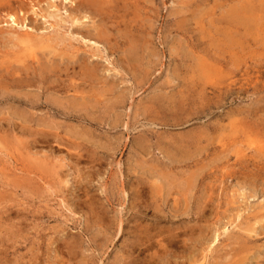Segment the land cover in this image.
<instances>
[{
	"label": "rangeland",
	"instance_id": "obj_1",
	"mask_svg": "<svg viewBox=\"0 0 264 264\" xmlns=\"http://www.w3.org/2000/svg\"><path fill=\"white\" fill-rule=\"evenodd\" d=\"M201 263L264 264V0H0V264Z\"/></svg>",
	"mask_w": 264,
	"mask_h": 264
},
{
	"label": "bare ground",
	"instance_id": "obj_2",
	"mask_svg": "<svg viewBox=\"0 0 264 264\" xmlns=\"http://www.w3.org/2000/svg\"><path fill=\"white\" fill-rule=\"evenodd\" d=\"M86 5V4H85ZM56 6V5H55ZM87 6V5H86ZM13 18V17H12ZM74 80V79H73ZM63 84V83H62ZM57 87V86H56ZM77 115H79V114H77ZM73 116V115H72ZM75 116V115H74ZM84 121V120H83ZM202 264V263H201Z\"/></svg>",
	"mask_w": 264,
	"mask_h": 264
}]
</instances>
